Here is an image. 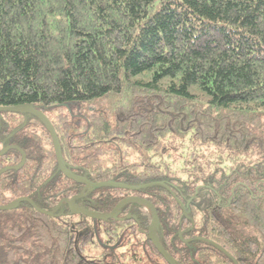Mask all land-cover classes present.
<instances>
[{
    "label": "trees",
    "instance_id": "trees-1",
    "mask_svg": "<svg viewBox=\"0 0 264 264\" xmlns=\"http://www.w3.org/2000/svg\"><path fill=\"white\" fill-rule=\"evenodd\" d=\"M26 105L104 185L0 112V206L28 198L0 210V264H170L143 204L97 220L81 193L150 201L176 264H264V0H0V107Z\"/></svg>",
    "mask_w": 264,
    "mask_h": 264
},
{
    "label": "water",
    "instance_id": "water-1",
    "mask_svg": "<svg viewBox=\"0 0 264 264\" xmlns=\"http://www.w3.org/2000/svg\"><path fill=\"white\" fill-rule=\"evenodd\" d=\"M28 112L31 113L35 116H37L49 129L50 135L52 137V141H53V146L55 149V153H56V157H57V161L59 164L60 169L70 178L76 179L78 181H81L85 184L86 188L88 189H93V188H98L101 187L102 185H104V183H93L90 180H88L85 176L82 175H77L72 173L70 170H68L66 168V162L63 158L62 155V151H61V145H60V140L59 137L57 135V132L52 124V122L50 121V119L48 118V116L41 110H38L36 108L33 107V105H26L24 107L18 106V107H0V112ZM11 147H7L5 150H3L2 152H0V155L5 154L6 151H8ZM26 160V155L23 154V160L22 162L15 166L16 169L21 168ZM7 170V168L3 169L0 171V177L2 175V173ZM130 189H134V187H128ZM84 193H81L77 196H74L73 198L69 199V200H65L63 203H66L69 207L70 213L72 215H76V214H83L86 215L90 218L93 219H97V220H107V219H115L118 216V213L120 211V209L127 203L132 202V201H137L140 202L141 204H143L151 213L152 215V220L149 226V230H148V235L150 240L152 241V243L154 244V246L156 247V249L159 251V253L170 263V264H176L174 258L162 247V245L160 244L157 234H156V229L159 225V219H158V214H157V210L155 208V206L148 200L143 199V198H139L136 196H132V197H127L125 199H123L122 201H120L113 209L111 212L109 213H97L91 210H87L83 207L78 206L75 201L78 197L83 196ZM23 200H28V198H20L18 200H16L14 203L9 204V205H5V206H0V210H10V209H14L17 207L18 203L20 201ZM37 210L41 211L42 213L46 214V215H53V212H48V211H43L38 209L37 207H35ZM132 218L131 215H128L125 219L128 220Z\"/></svg>",
    "mask_w": 264,
    "mask_h": 264
}]
</instances>
